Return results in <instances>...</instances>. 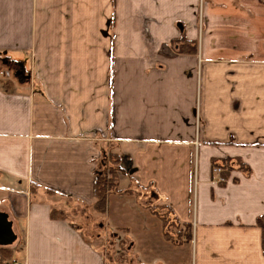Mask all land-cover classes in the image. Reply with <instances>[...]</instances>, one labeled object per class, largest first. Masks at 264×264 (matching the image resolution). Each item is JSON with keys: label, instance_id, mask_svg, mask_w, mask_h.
Instances as JSON below:
<instances>
[{"label": "crops", "instance_id": "obj_1", "mask_svg": "<svg viewBox=\"0 0 264 264\" xmlns=\"http://www.w3.org/2000/svg\"><path fill=\"white\" fill-rule=\"evenodd\" d=\"M0 56V264H264V0H0ZM108 151L174 230L94 210Z\"/></svg>", "mask_w": 264, "mask_h": 264}, {"label": "trees", "instance_id": "obj_2", "mask_svg": "<svg viewBox=\"0 0 264 264\" xmlns=\"http://www.w3.org/2000/svg\"><path fill=\"white\" fill-rule=\"evenodd\" d=\"M190 46L187 44H183L180 52H186L185 48ZM192 52H196L193 49ZM216 164V163H215ZM214 166H217L215 165ZM223 174H226L228 170V166H222ZM121 175H126V172L121 167V159L118 155L114 154L112 151H108L105 153L102 158L96 163L95 166V183H94V210L100 214L105 215L107 212V206L109 198L113 195H127L133 196L134 191L127 189L121 190L119 186V179ZM226 176V175H225ZM150 212L158 217L163 227L169 228L170 230H174V226L169 224V219L167 216H161L156 208L148 207ZM56 213H53V215ZM173 225V224H172ZM257 226H259L262 230V248L264 252V217H261L257 221ZM177 229V228H176ZM177 236L171 235L170 231H166L165 239L169 242H173L177 240L180 243L190 242L192 240L191 228L189 225H183L182 230L176 231ZM121 239V240H120ZM117 246L124 248L126 241L122 238L117 237ZM123 247V248H122ZM120 256L123 254V251H120Z\"/></svg>", "mask_w": 264, "mask_h": 264}, {"label": "rangeland", "instance_id": "obj_3", "mask_svg": "<svg viewBox=\"0 0 264 264\" xmlns=\"http://www.w3.org/2000/svg\"><path fill=\"white\" fill-rule=\"evenodd\" d=\"M4 62H6V65L4 64ZM17 69H18V65L16 63H13V62L9 61L8 59L4 60L0 56V73H3L5 76H10V78L13 79L14 77H16L15 71ZM23 69L25 70V67H23ZM24 72H26V71H24ZM133 190H135V187ZM136 191L137 192H134V195L132 196L134 198H131V197H129L127 195H123V194L111 196L109 198V203L111 206V214L112 215L114 214L117 216L119 214H125L126 215L127 213L132 212V209H133V213L138 212V210H142V208H140L141 206H138V204L136 203V198H138V195L140 197L144 196L145 198L142 197L143 198L142 204L146 207H150L152 204L151 196H146V194L138 193V190H136ZM135 209H137V210H135ZM105 226H106L105 222L102 224H99V222H96V221H92V223L87 222V229L91 231L90 234H92L95 237L98 235L102 236L101 248H102L103 252H105V254H107V257L110 259L111 258L110 256H116L122 250L123 254H121V256L119 254L120 260H122V258L126 256V251L128 249L130 242L126 237L123 236L122 232L115 230V229H112L111 231L107 230V228ZM148 235H149V237H150V235L153 236V233L150 234V232H149ZM117 237L122 238L126 241L124 248L122 247L123 249H121L120 246L119 247L117 246V242H118ZM152 240H153V237H151L150 241H152ZM173 252H174L173 250L170 251V253H173ZM187 257H188V255L186 254L184 256V258L187 259Z\"/></svg>", "mask_w": 264, "mask_h": 264}, {"label": "water", "instance_id": "obj_4", "mask_svg": "<svg viewBox=\"0 0 264 264\" xmlns=\"http://www.w3.org/2000/svg\"><path fill=\"white\" fill-rule=\"evenodd\" d=\"M16 77H19L22 80H30V76L25 75L23 71H19L16 74ZM9 232H10V225L7 224L6 222L0 223V242L7 238L6 236L8 235Z\"/></svg>", "mask_w": 264, "mask_h": 264}, {"label": "built area", "instance_id": "obj_5", "mask_svg": "<svg viewBox=\"0 0 264 264\" xmlns=\"http://www.w3.org/2000/svg\"><path fill=\"white\" fill-rule=\"evenodd\" d=\"M213 174H216V175H222V174H223L222 167H220V166H215V167L213 168ZM220 181L223 182L224 180L221 179Z\"/></svg>", "mask_w": 264, "mask_h": 264}, {"label": "flooded vegetation", "instance_id": "obj_6", "mask_svg": "<svg viewBox=\"0 0 264 264\" xmlns=\"http://www.w3.org/2000/svg\"><path fill=\"white\" fill-rule=\"evenodd\" d=\"M19 71H23V70H21V68L18 67V69L15 71V75H16ZM23 72H24V71H23Z\"/></svg>", "mask_w": 264, "mask_h": 264}]
</instances>
